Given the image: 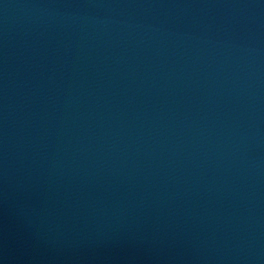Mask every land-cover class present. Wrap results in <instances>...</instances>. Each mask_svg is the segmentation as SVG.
Returning <instances> with one entry per match:
<instances>
[{"label": "water", "instance_id": "95a60500", "mask_svg": "<svg viewBox=\"0 0 264 264\" xmlns=\"http://www.w3.org/2000/svg\"><path fill=\"white\" fill-rule=\"evenodd\" d=\"M0 264H264V0H0Z\"/></svg>", "mask_w": 264, "mask_h": 264}]
</instances>
